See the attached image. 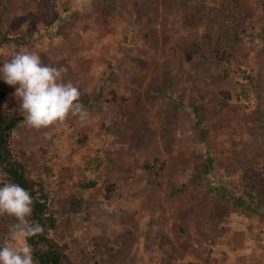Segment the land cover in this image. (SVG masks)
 Wrapping results in <instances>:
<instances>
[{
    "label": "rangeland",
    "instance_id": "rangeland-1",
    "mask_svg": "<svg viewBox=\"0 0 264 264\" xmlns=\"http://www.w3.org/2000/svg\"><path fill=\"white\" fill-rule=\"evenodd\" d=\"M5 33L89 113L15 131L73 264H264V0H0Z\"/></svg>",
    "mask_w": 264,
    "mask_h": 264
},
{
    "label": "clouds",
    "instance_id": "clouds-1",
    "mask_svg": "<svg viewBox=\"0 0 264 264\" xmlns=\"http://www.w3.org/2000/svg\"><path fill=\"white\" fill-rule=\"evenodd\" d=\"M67 72L65 65L46 64L38 52L24 48L13 47L9 58L3 60L0 79L16 86L13 95L26 127L47 129L69 116L81 123L89 119L80 89L64 79ZM33 206L34 198L26 188L0 174V217L12 218L6 239L0 242V264H35L34 249L28 240L43 234L44 228L31 219Z\"/></svg>",
    "mask_w": 264,
    "mask_h": 264
},
{
    "label": "trees",
    "instance_id": "trees-1",
    "mask_svg": "<svg viewBox=\"0 0 264 264\" xmlns=\"http://www.w3.org/2000/svg\"><path fill=\"white\" fill-rule=\"evenodd\" d=\"M13 39L6 33L2 35L0 49ZM230 57L231 53L225 52L220 56V60L229 62ZM4 103V94H0V173L26 188L34 198L31 219L38 221L44 228L43 234L28 240L34 249L35 264H73L67 254V246L60 244L49 235L57 223V218L49 208L50 195L46 189V178L35 179L29 175L25 159L28 157L25 155L26 151H21L17 146L15 131L24 124L23 116L11 111ZM162 165V162H145L142 167L148 171L157 172ZM93 185L94 182L90 187ZM114 189V185H109L106 196L110 197Z\"/></svg>",
    "mask_w": 264,
    "mask_h": 264
}]
</instances>
